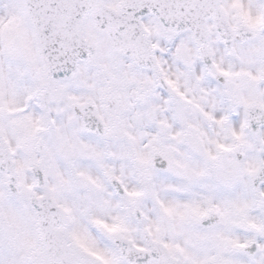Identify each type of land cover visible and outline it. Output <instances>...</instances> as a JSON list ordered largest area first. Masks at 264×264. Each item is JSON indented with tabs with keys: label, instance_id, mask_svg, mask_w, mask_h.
<instances>
[{
	"label": "snow or ice",
	"instance_id": "obj_1",
	"mask_svg": "<svg viewBox=\"0 0 264 264\" xmlns=\"http://www.w3.org/2000/svg\"><path fill=\"white\" fill-rule=\"evenodd\" d=\"M0 264H264V0H0Z\"/></svg>",
	"mask_w": 264,
	"mask_h": 264
}]
</instances>
